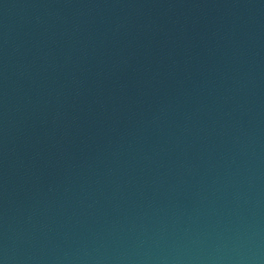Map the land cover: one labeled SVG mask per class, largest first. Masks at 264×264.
<instances>
[{
    "label": "water",
    "instance_id": "1",
    "mask_svg": "<svg viewBox=\"0 0 264 264\" xmlns=\"http://www.w3.org/2000/svg\"><path fill=\"white\" fill-rule=\"evenodd\" d=\"M0 264H264V0H0Z\"/></svg>",
    "mask_w": 264,
    "mask_h": 264
}]
</instances>
